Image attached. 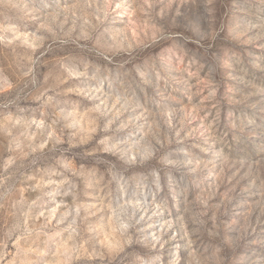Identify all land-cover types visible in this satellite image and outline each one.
I'll return each mask as SVG.
<instances>
[{
    "label": "rangeland",
    "instance_id": "rangeland-1",
    "mask_svg": "<svg viewBox=\"0 0 264 264\" xmlns=\"http://www.w3.org/2000/svg\"><path fill=\"white\" fill-rule=\"evenodd\" d=\"M0 264H264V0H0Z\"/></svg>",
    "mask_w": 264,
    "mask_h": 264
}]
</instances>
